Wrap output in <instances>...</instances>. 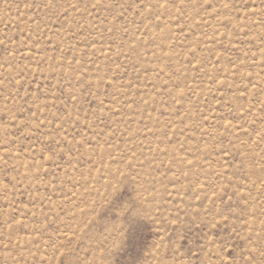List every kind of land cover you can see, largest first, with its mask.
Returning <instances> with one entry per match:
<instances>
[{
	"label": "rangeland",
	"instance_id": "obj_1",
	"mask_svg": "<svg viewBox=\"0 0 264 264\" xmlns=\"http://www.w3.org/2000/svg\"><path fill=\"white\" fill-rule=\"evenodd\" d=\"M0 264H264V0H0Z\"/></svg>",
	"mask_w": 264,
	"mask_h": 264
}]
</instances>
